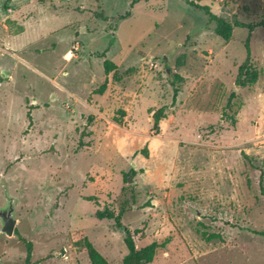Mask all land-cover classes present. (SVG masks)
I'll return each mask as SVG.
<instances>
[{
  "label": "rangeland",
  "instance_id": "374dc122",
  "mask_svg": "<svg viewBox=\"0 0 264 264\" xmlns=\"http://www.w3.org/2000/svg\"><path fill=\"white\" fill-rule=\"evenodd\" d=\"M187 1L0 0V210L16 220L0 264H25L26 243L31 264H89L77 231L122 264L104 208L137 249L169 239L151 264H264V25L225 42ZM197 4L264 23V0Z\"/></svg>",
  "mask_w": 264,
  "mask_h": 264
},
{
  "label": "trees",
  "instance_id": "16d2710c",
  "mask_svg": "<svg viewBox=\"0 0 264 264\" xmlns=\"http://www.w3.org/2000/svg\"><path fill=\"white\" fill-rule=\"evenodd\" d=\"M148 2L150 0H132L131 6H133L137 2ZM201 0H195L193 1H187L188 5L202 11L208 18V22L215 24L214 32L215 34L220 37L225 42L229 41L232 37V32L234 27L236 28H247L250 31H252L257 26H262L264 23L256 24V25H250V24H244L241 22H235L234 25L230 24L228 21H226L223 18L217 17L214 15L210 8L208 6H200L197 3ZM246 61L243 65L239 68V75H238V82L240 83V79L245 77L247 83H243L242 85H253L256 83L258 79V73L256 70H252L251 63H250V49L248 45V41L246 43ZM103 69L106 75H109L111 72L116 70V66L110 62L109 60H105L103 62ZM106 89V84L104 83L101 87L96 89L94 91V94L96 95H103ZM179 91L174 88L173 89V104L176 102V98ZM122 115L125 114V112H120ZM165 116V109L160 108L155 113H153V122H154V130H157L159 128V122L164 119ZM142 155L144 157H147V150H142ZM134 173V172H133ZM87 201H93L94 198L88 197L86 198ZM122 215L123 212L118 213L117 215L114 214V212L104 208L103 210H98L95 213V217L98 220H113L115 227L120 230L124 234V244L127 248L128 254L123 258L122 264H151L154 260L155 253L158 249H164L166 245L169 243V239H166L162 243L152 242L151 244L141 248H136V243L134 240V235L139 233L137 231H130L126 226L122 224ZM72 240L74 244L80 245L85 253L87 254V258L89 261V264H109L108 261L94 248L93 244L83 235L82 231L73 232L72 234ZM260 236L264 237V232L259 233ZM211 240H221L222 238L219 234H210L206 236V241ZM27 245V253L25 258V264H31V244L26 243Z\"/></svg>",
  "mask_w": 264,
  "mask_h": 264
},
{
  "label": "water",
  "instance_id": "95a60500",
  "mask_svg": "<svg viewBox=\"0 0 264 264\" xmlns=\"http://www.w3.org/2000/svg\"><path fill=\"white\" fill-rule=\"evenodd\" d=\"M14 205L13 201L9 200V205L6 210H0V221L2 222V232L11 237L14 234L16 227V220L13 218Z\"/></svg>",
  "mask_w": 264,
  "mask_h": 264
}]
</instances>
